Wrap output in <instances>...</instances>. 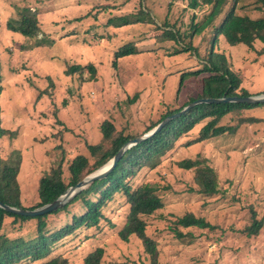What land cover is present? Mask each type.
Instances as JSON below:
<instances>
[{
  "label": "rangeland",
  "instance_id": "1",
  "mask_svg": "<svg viewBox=\"0 0 264 264\" xmlns=\"http://www.w3.org/2000/svg\"><path fill=\"white\" fill-rule=\"evenodd\" d=\"M255 2L238 0L239 13L264 17V8L256 9ZM23 7L38 9L40 27L53 43L36 46V37L8 30V19ZM210 8L192 9L189 0H0V127L16 134L0 139V155L5 157L12 149L23 152L18 176L23 208L38 202L39 177L61 158L60 153L64 151L66 158L86 153L87 143L100 140L104 120L140 135L164 113L200 93L206 73L188 76L180 88L182 73L203 68L195 50H180L191 44L206 55L209 45L204 36L209 40L212 29L193 34L192 26L204 20ZM230 8L229 4L225 13ZM131 13H139L145 22L123 27L108 23ZM163 29L177 30L183 40L161 39L167 38ZM129 42H135L139 52L121 58L115 68V52ZM215 49L227 56L242 79L236 96L242 89L248 95L264 93V55L243 44L225 46L220 39ZM89 63L97 70L92 81L85 72L66 74L73 64ZM45 91L50 93H41ZM238 114L220 123L237 126L240 117L248 118L234 134L184 146L198 135L200 124L160 165L139 173L135 183L158 186L165 204L146 218L147 233L158 242V264H264V228L253 237L241 231L251 222L252 210L264 215V106ZM199 156L208 158L218 174L219 193L212 197L198 192L193 170L177 165L183 158ZM128 209L119 196L106 208L109 223L103 220L99 228L79 229L76 236L63 239L54 254L67 256L70 264H83L85 254L105 246L103 264H151L138 238L123 242L117 235ZM83 210L73 205L67 210L70 215L66 211L61 219L67 222ZM188 211L217 228L194 230L192 241L178 238L175 220ZM8 225L5 230L11 232ZM179 229L184 234L192 230Z\"/></svg>",
  "mask_w": 264,
  "mask_h": 264
},
{
  "label": "trees",
  "instance_id": "2",
  "mask_svg": "<svg viewBox=\"0 0 264 264\" xmlns=\"http://www.w3.org/2000/svg\"><path fill=\"white\" fill-rule=\"evenodd\" d=\"M230 10L225 13L228 5ZM238 0H189V7L195 9L205 5L210 6V12L204 20L194 23L192 33H200L211 28V34L204 36L209 45L199 53L195 45L189 44L180 51L195 50L198 59H201L203 68L184 72L180 77V88L188 76L202 77L201 91L197 96H192L179 108L167 111L160 119L148 126L140 135H132L118 128L113 122L104 120L100 126V140L87 143L86 153H77L66 158V153H60L53 161V166L39 177L38 180V202L30 208L34 209L56 200L66 192L70 186L76 185L87 175L101 168L110 161L131 139L138 138L157 126L167 116L182 110L184 106L199 98H220L224 95L236 96L242 79L235 72L227 56L215 46L220 39L225 46L245 45L250 50L256 51L259 56L264 55V17L252 18L249 15L239 13L237 9ZM256 9L263 10L264 0H256ZM40 13L37 8H19L16 17H10L7 21L8 30L18 33L26 38H37L34 45L42 46L55 41L47 37L40 27ZM145 22L139 13L115 16L109 19V24L114 27ZM167 27L168 24L164 23ZM163 28V27H161ZM210 32V31H209ZM167 37L161 39L177 41L183 38L175 29L164 30ZM191 34V35H193ZM207 35V34H206ZM209 35V34H208ZM261 42V43H260ZM258 43L259 49L256 50ZM228 44V45H227ZM135 42H129L121 46L114 55L113 66L116 68L118 61L128 55L138 53ZM177 50L175 53H178ZM0 55V80L1 74ZM88 73L92 81L96 76V66L89 64H73L66 70V74ZM48 94L50 92H41ZM242 89L241 96H247ZM136 98H132V102ZM264 106L263 103H211L199 104L180 116L170 120L153 136L140 141L127 149L114 166V168L102 178L95 179L86 188L79 191L69 202L56 210L38 216H23L8 212L0 208V264H70L67 256L54 254L58 244L65 238L76 236L77 231L82 228H99L106 217V208L112 201L123 198L129 205L128 213L121 228L117 232L123 242H129L131 238H138L145 252L150 256L151 264H158L160 250L155 238L147 233V217L154 215L164 208L161 189L151 183L136 184V179L144 169H155L161 164L163 158L176 148L177 142L187 137L198 125L201 128L198 135L185 142L184 146L205 142L222 135L234 134L239 125L249 120L240 117L237 126L220 124L222 119L228 115H239L243 110ZM9 135L16 138L14 131L10 133L0 127V139ZM59 147V146H58ZM23 161V152L20 149H12L5 157L0 155V201L23 208L20 196L22 194L18 176ZM177 165L185 170L194 171V181L198 186V192L206 197H212L219 193V180L216 170L209 163L208 158H183ZM118 197V198H117ZM79 204L83 211L75 213L70 220L64 222L61 219L71 206ZM68 212V211H67ZM70 215V213L68 212ZM11 217V218H9ZM8 219V221H7ZM6 222L12 227V231H6ZM32 222V223H30ZM62 222V223H61ZM60 223V224H59ZM174 233L180 239L194 238L193 231L199 229L214 230L215 224L210 223L194 211H188L178 216L175 220ZM8 227V228H9ZM181 228L192 229L182 233ZM264 228V215L259 217L251 211V222L245 225L241 231L247 237H253ZM105 246L96 247L85 254L83 264H103Z\"/></svg>",
  "mask_w": 264,
  "mask_h": 264
},
{
  "label": "water",
  "instance_id": "3",
  "mask_svg": "<svg viewBox=\"0 0 264 264\" xmlns=\"http://www.w3.org/2000/svg\"><path fill=\"white\" fill-rule=\"evenodd\" d=\"M263 103L264 102V93L256 94V95H248V96H228L224 95L220 98H199L196 99L186 106L182 108L179 112H176L170 116H167L164 120H162L157 126H155L153 129H151L149 132L145 133L144 135L131 139L129 142H127L124 146L121 147L119 152L106 164H104L101 168L98 170L92 172L91 174L87 175L83 180L78 182L74 186H70L65 193L60 195L56 200L44 204L40 207L34 208V209H26V208H19L17 206H12L9 204H6L2 201H0V208L12 212L15 214H20L23 216H38L45 213H48L50 211L56 210L59 207L65 205L67 202H69L79 191L86 188L91 182H93L95 179L102 178L110 172L114 166L117 164L119 159L121 158L122 154L129 149L131 146L139 143L142 140H145L151 136H153L156 132H158L164 125H166L170 120L180 116L181 114L187 112L192 107L199 105V104H211V103Z\"/></svg>",
  "mask_w": 264,
  "mask_h": 264
}]
</instances>
